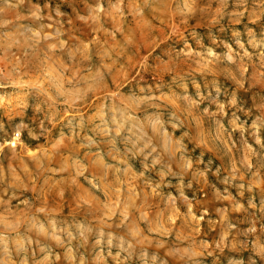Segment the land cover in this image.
I'll use <instances>...</instances> for the list:
<instances>
[{
  "label": "rangeland",
  "instance_id": "obj_1",
  "mask_svg": "<svg viewBox=\"0 0 264 264\" xmlns=\"http://www.w3.org/2000/svg\"><path fill=\"white\" fill-rule=\"evenodd\" d=\"M0 264H264V0H0Z\"/></svg>",
  "mask_w": 264,
  "mask_h": 264
}]
</instances>
